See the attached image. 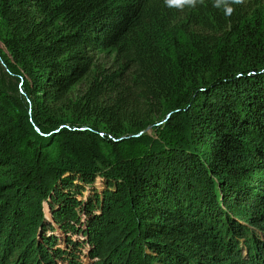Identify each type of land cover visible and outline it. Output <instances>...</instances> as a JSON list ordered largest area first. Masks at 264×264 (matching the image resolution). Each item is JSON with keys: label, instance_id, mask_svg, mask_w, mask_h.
<instances>
[{"label": "trees", "instance_id": "obj_1", "mask_svg": "<svg viewBox=\"0 0 264 264\" xmlns=\"http://www.w3.org/2000/svg\"><path fill=\"white\" fill-rule=\"evenodd\" d=\"M156 1L0 0V264H264V12Z\"/></svg>", "mask_w": 264, "mask_h": 264}, {"label": "rangeland", "instance_id": "obj_2", "mask_svg": "<svg viewBox=\"0 0 264 264\" xmlns=\"http://www.w3.org/2000/svg\"><path fill=\"white\" fill-rule=\"evenodd\" d=\"M156 1V0H155ZM159 1V0H157ZM156 1V2H157ZM219 2L221 0H218ZM223 1H230L234 6L241 10H248V11H255L259 10L261 12H264V0H242V2H236V0H223ZM209 2V0H195V4H192L190 0H169L168 5L170 8L174 7L175 10L174 13L176 14L174 18L173 24H179L182 23L185 20V14L183 11L187 10H196L199 5H205ZM126 62L120 61L116 54H101L98 56V60L96 63V68L94 72L91 74V77L95 76V72L98 71V73H107L111 74L117 71L125 70ZM239 65V61H234L233 66ZM4 69V67H3ZM89 79H85L80 85H78L75 90L74 94L78 95L82 92H84L86 86L89 84ZM10 86H14L16 83L13 80L9 81ZM21 84H17V88L20 89ZM165 120H162L158 122L157 126L154 128H149L146 133L144 134V142L148 146H152L156 142H159L163 139V135L166 134V132L169 130L170 127L165 126ZM101 178H98L97 181L101 183ZM45 213H46V219H47V225H53V216L52 213L49 211L48 206H45ZM58 235L62 237V234L59 232ZM60 237V238H61Z\"/></svg>", "mask_w": 264, "mask_h": 264}, {"label": "clouds", "instance_id": "obj_3", "mask_svg": "<svg viewBox=\"0 0 264 264\" xmlns=\"http://www.w3.org/2000/svg\"><path fill=\"white\" fill-rule=\"evenodd\" d=\"M190 2L192 3V4H195V0H190ZM236 2H242V0H236Z\"/></svg>", "mask_w": 264, "mask_h": 264}, {"label": "built area", "instance_id": "obj_4", "mask_svg": "<svg viewBox=\"0 0 264 264\" xmlns=\"http://www.w3.org/2000/svg\"><path fill=\"white\" fill-rule=\"evenodd\" d=\"M168 118H169V116H168Z\"/></svg>", "mask_w": 264, "mask_h": 264}]
</instances>
